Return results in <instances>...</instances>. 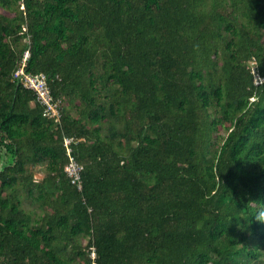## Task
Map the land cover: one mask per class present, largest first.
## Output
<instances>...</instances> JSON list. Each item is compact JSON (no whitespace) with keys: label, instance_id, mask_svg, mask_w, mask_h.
I'll return each mask as SVG.
<instances>
[{"label":"trees","instance_id":"1","mask_svg":"<svg viewBox=\"0 0 264 264\" xmlns=\"http://www.w3.org/2000/svg\"><path fill=\"white\" fill-rule=\"evenodd\" d=\"M258 211L264 0H0V264H264Z\"/></svg>","mask_w":264,"mask_h":264},{"label":"built area","instance_id":"2","mask_svg":"<svg viewBox=\"0 0 264 264\" xmlns=\"http://www.w3.org/2000/svg\"><path fill=\"white\" fill-rule=\"evenodd\" d=\"M29 54H25V57L21 63L22 67L17 71L16 77L22 78V83L29 89H33L36 92L37 101L45 109L44 115L46 118L59 123L63 117L62 114V103L60 100H54L51 89L47 83V77L44 74L40 75H28L25 71L27 66V60ZM27 80L29 82H27ZM75 143L74 138L66 137L64 139V147L66 149L68 163L65 167V172L69 178H71L73 184H79L81 182L82 172L84 170L83 165L77 161L74 155L73 144ZM38 182L39 180L36 179ZM82 188V185H78ZM91 256L93 259L96 258V253L92 251ZM95 264V263H94Z\"/></svg>","mask_w":264,"mask_h":264},{"label":"rangeland","instance_id":"3","mask_svg":"<svg viewBox=\"0 0 264 264\" xmlns=\"http://www.w3.org/2000/svg\"><path fill=\"white\" fill-rule=\"evenodd\" d=\"M27 82H29V81L27 80ZM257 84H260V81H259V80L257 81ZM37 168H38V169L36 170V175H37V177H36V175H35V179L41 181L42 178H43L44 175H45L44 168H43V167H37ZM24 207H25L27 210H30V209L33 208V206L29 203L28 200H26V201L24 202Z\"/></svg>","mask_w":264,"mask_h":264},{"label":"clouds","instance_id":"4","mask_svg":"<svg viewBox=\"0 0 264 264\" xmlns=\"http://www.w3.org/2000/svg\"><path fill=\"white\" fill-rule=\"evenodd\" d=\"M39 182V181H38ZM257 222L264 224V211H258L254 218Z\"/></svg>","mask_w":264,"mask_h":264},{"label":"crops","instance_id":"5","mask_svg":"<svg viewBox=\"0 0 264 264\" xmlns=\"http://www.w3.org/2000/svg\"><path fill=\"white\" fill-rule=\"evenodd\" d=\"M36 177H37V175H36Z\"/></svg>","mask_w":264,"mask_h":264}]
</instances>
